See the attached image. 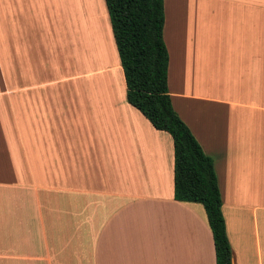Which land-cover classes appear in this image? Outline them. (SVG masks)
Here are the masks:
<instances>
[{
    "label": "crops",
    "instance_id": "1",
    "mask_svg": "<svg viewBox=\"0 0 264 264\" xmlns=\"http://www.w3.org/2000/svg\"><path fill=\"white\" fill-rule=\"evenodd\" d=\"M20 1L0 0V264H217L204 206L175 200L172 136L127 102L105 0L110 60L61 77ZM165 14L172 103L214 159L233 264H264V0Z\"/></svg>",
    "mask_w": 264,
    "mask_h": 264
},
{
    "label": "trees",
    "instance_id": "2",
    "mask_svg": "<svg viewBox=\"0 0 264 264\" xmlns=\"http://www.w3.org/2000/svg\"><path fill=\"white\" fill-rule=\"evenodd\" d=\"M124 70L127 102L175 148V200L202 204L213 233L217 264H233L214 159L174 109L168 86L170 56L164 38L165 0H105Z\"/></svg>",
    "mask_w": 264,
    "mask_h": 264
},
{
    "label": "rangeland",
    "instance_id": "3",
    "mask_svg": "<svg viewBox=\"0 0 264 264\" xmlns=\"http://www.w3.org/2000/svg\"><path fill=\"white\" fill-rule=\"evenodd\" d=\"M51 1L50 0H24V1L18 2V4H21V5L25 4L26 6L29 5V7H30V16L31 17L28 15L29 11L26 10L27 8H21L22 9L21 11L24 14V17L25 18L29 17L31 19V21H33V20L35 21L32 24V26H34L35 23H36V25L38 24L37 26L39 28H41V27L43 28V30L45 32V35H46V38L48 39L47 47H52L53 48L52 50H53V53H54V55L56 57V58L53 57V59H51L50 61L53 62L57 66L56 71L58 72V76L59 77L65 76V75L74 76L76 74H82V73L86 72L87 70H90V69H87V67L85 66L86 60H84L85 62L82 65H80V63L82 61H79L80 58L78 59V57H79L78 54H77V52H78L77 43L78 42H76L77 41L76 38H78V40H79V36H77V35L78 34L83 35L82 32L84 30L87 31L86 28H88V27H90V29L92 30V36L89 37L90 41H88L89 39L87 37L84 39V35H83L82 36L83 38L81 37V39H84V41H82L80 39L81 42H79V44L81 45V47H83L82 44H84L83 42H85V40L87 39V41H88L87 42L88 43V47H87L88 51L87 52L89 53L88 55H90L92 53V51L95 52V56H97L96 58H98V59L101 58L100 59L101 61H99V63L106 62L107 60H110V57H108L107 49L105 47L102 50H100V51L98 50L99 46L101 47L99 38H100V34L101 33H102L101 36L103 35V31H104V37H106V39L109 42L110 47H111V39H110V35H109V32H108V26H107V22H106V17H105V13H104V6H103L102 0H77L79 2H77L76 4H75L76 0H75V2H74V0H72V1L68 0V2H67L68 3V9L70 7V4H72L73 5L72 7H74V8H75V5H76V10H78V8H79V11H77L78 17L80 15L83 20H84V18H86V24L84 22V25H86V26L85 27L82 26L84 28L83 31H81L82 28H80V26L83 25V22L81 24L80 20H82V19L80 17H79L80 18L79 20H78V18H76V13H75L76 10L70 8L71 10L69 9V12H68L67 3L66 2L64 3L63 2L64 0L63 1L55 0V3L53 2L54 0H51ZM61 2H63V3H61ZM52 3L55 4V5H53ZM56 3H58V4H56ZM59 3H61L63 5L62 7L65 10H67V11L61 10L62 7H60ZM64 5H66V6H64ZM55 7L57 9H55ZM174 9H175V7H174ZM56 10L57 11L59 10V11L56 12ZM60 11L61 12L64 11L62 13L63 15H64L65 12H67V17L65 18V15H66V13H65L64 18H63L61 16L62 14H60ZM71 12H73V13H71ZM68 13H70V15L73 18V20H74V18H76L78 21H80V22L77 23V21L73 22V20H71L73 22V25H75V23H76V25L77 24L80 25V26H73L74 27V31L79 30V29H76L75 27L81 29V30H79L80 32L77 31V34L74 33V32L71 33L72 30L69 29L70 26H72V25H70L71 21H68L69 20L68 18H70ZM72 15L75 16V17H73ZM35 17H36V20L34 19ZM92 20H94V21H92ZM87 21L90 24L89 23L87 24ZM92 22H95L96 25L94 26V23H92ZM109 23L111 24V21H109ZM87 25H89V26L87 27ZM99 25H100L101 29L99 28ZM93 26L95 27V30H94ZM96 26H98V27H96ZM73 27H71V29H73ZM66 28H67V31L65 30ZM90 29L88 28V30L90 32L89 34L85 33V32H83V33L84 34H88L90 36V34H91V30ZM97 30H101V31H97ZM75 35H76V38L74 37ZM187 39H188V37H187ZM74 40H75V42H74ZM73 43H74V45H72ZM71 45H72L73 49H75L74 52L77 54L78 57H76V55L74 54ZM188 45H189V43L186 41V45L183 44L182 46L184 48H186ZM74 46H76V47L74 48ZM79 48H80V46H79ZM87 49H86V45H85L84 48H83V50H85V52L83 53V51H82L83 54L81 55V57L82 56L84 57V55H86L85 53H86ZM46 52L49 55V53H51L52 51H46ZM97 52H98V54H97ZM17 53L18 52L12 53V55H14V57L17 58L18 57ZM80 54H81V52L79 53V55ZM101 54H102V56H101ZM73 55H75V57ZM90 59H93V58H90ZM91 61H93V60H91ZM101 67H104V65L101 66ZM96 68H100V66L99 67H93L91 69H96ZM5 74H6L5 69H0L1 78L5 77ZM112 74L113 73L110 72V73H107V74H104V75H99V76H110ZM115 74H116V72H115ZM116 76H117V74H116ZM95 77H97V76H95ZM89 80H88L87 83L81 82V81L76 83L77 89H75V90H77V92H80V93H83L84 91L88 90L87 88H89V84H88ZM117 81H118V77H117ZM172 88H173V90L177 91L178 85L176 83L174 84V80H173V83H172ZM203 88H204V90H207V91H209V89H211L210 84H206V83L204 84ZM120 90L121 89L118 86V89L116 91L120 92ZM202 90L203 89L201 88L200 91H202ZM211 90H213V89H211ZM219 90H220V85H217V91H219ZM119 92H117V93H119ZM209 92H212V91H209ZM212 93H215V92H212ZM176 101H177L176 102L177 105L180 103L179 104L180 107H183L181 105L182 100L176 99ZM186 106H187L188 109L196 108L197 110L198 109H210L212 107L213 108H220L217 105H215V106L208 105L207 103H204L203 101H200V100H196L191 105H185V107Z\"/></svg>",
    "mask_w": 264,
    "mask_h": 264
},
{
    "label": "bare ground",
    "instance_id": "4",
    "mask_svg": "<svg viewBox=\"0 0 264 264\" xmlns=\"http://www.w3.org/2000/svg\"><path fill=\"white\" fill-rule=\"evenodd\" d=\"M50 1H51V0H50ZM61 1H63V0H61ZM71 1H72V0H71ZM71 1H70V2H71ZM51 2H52V1H51ZM53 2L55 3V0H54ZM63 2H64V3H65V2L67 3L68 0H64ZM63 2H61V3H63ZM74 2H75V0H74ZM77 2H79V1L76 0L75 4H76ZM61 3H59V4H60V7L63 6ZM72 3H73V2H72ZM52 4H53V3H52ZM56 4H58V3H56ZM69 4H70V3H69ZM73 4H74V3H73ZM75 4H74V5H75ZM53 5H55V4H53ZM64 6H66V5H64ZM72 6H73V5L70 4L69 9L72 8V9L76 10V5H75V8L72 7ZM53 7H54V6H53ZM58 8H59V7H58ZM55 9H57V8L55 7ZM59 9H60V8H59ZM69 9H68V3H67V10H68V12H69ZM61 10H65V9L62 7ZM67 10H65V11H67ZM70 10H71V9H70ZM58 11H59V10H58ZM58 11L56 10V12H58ZM72 11H73V10H72ZM77 11H79V8H78V10H76V12H75V13H76V18H78V20H79V19L81 18V16L79 15L80 18L78 17V15H77ZM54 12H55V11H54ZM63 12H64V11H62V12L60 11V14H62ZM73 12H74V11H73ZM73 12H71V13H73ZM65 13H66V15H65ZM65 13H64V15H65V18H66V17H67V12H65ZM60 14H59V15H60ZM64 15L62 14L61 16L64 18ZM68 15L70 16V18H68V19H69L68 21L73 20V18L71 17L70 13H68ZM69 16H68V17H69ZM72 16H73V15H72ZM73 17H75V16H73ZM83 17H84V16H83ZM71 18H72V19H71ZM76 18H74L73 22H74V21H77V23H78V22L81 21V24H82V22H83V25H81V26L78 25V24L76 25V23H75V25H73V22L71 21V22H70V23H71L70 25H72V26H70L69 29L72 30V32L70 31L71 33L74 32V33L77 34V31L80 32V31H79V30H81L80 28H82L81 31L84 30V28H83L82 26H84V27L86 26V25H84V22H85V24H86V18H84V20L81 18L83 21H82V20L78 21ZM88 21H89V20H88ZM88 21H87V24L89 23ZM92 21H94V20H92ZM100 22H101V21H100ZM92 23H94V26L96 25L95 22H92ZM92 23H91V24H92ZM96 23H97V22H96ZM89 24H90V23H89ZM98 24H99V23H98ZM92 25H93V24H92ZM92 25H91V26H92ZM73 26H80V28L75 27L76 29H79V30L74 31V27H73ZM88 26H89V25H87V27H88ZM94 26H93V27H94ZM71 27H73V29H71ZM93 27H92V28H93ZM96 27H98V26H96ZM102 27H103V26H102ZM88 28L90 29V27H88ZM88 28H86L87 31L84 30L83 32L89 34L90 32H89ZM99 28H100V25H99ZM99 28H98V29H99ZM63 29H64V28H63ZM69 29H68V30H69ZM76 29H75V30H76ZM100 29H101V28H100ZM65 30L67 31V28H66ZM90 30H91V29H90ZM94 30H95V27H94ZM103 30H104V29H103ZM66 31H65V32H66ZM97 31H101V30H97ZM83 32H82V34L84 35V39L87 37V38L89 39L88 41H90V38H89V37L92 36V30H91V34H90V36H89L88 34H84ZM94 32H95V31H94ZM101 34H102V33H101ZM101 34H100V38H101L100 40H101L102 48H104V47H105V42H106L105 37H104V31H103V35H102V36H101ZM83 35H81V34H78V35H77V36H79V40H78V38H76V35L74 36V37L76 38V40H77L76 42H78V43H77V46H78V47H77V48H78V52H77V54H78L79 57H78L77 54L74 52L75 49H73V47H72V45H74V43L71 45L72 50H73L74 54L76 55V57H78V59L80 58L79 61H82V62L80 63V65H82V64L85 62L84 60H87V59H88V60H92V59H90V58H91V54L88 55L89 53L87 52V51H88V49H87V47H88V43H87L88 41H87V39L85 40V42H83L84 44L86 43L85 45H86V49H87V50H86V53H85V54H86L87 56L84 55V57L86 56L85 58H84L83 56L81 57V55L85 52V50H83V48H84L85 45L81 43L82 46H83V47H81V45L79 44V42H81V40L84 41V39H81V37H82ZM87 35H88V36H87ZM82 38H83V37H82ZM80 39H81V40H80ZM74 42H75V40H74ZM79 46H80V48H79ZM75 47H76V46H74V48H75ZM77 48H76V49H77ZM81 49H82V50H81ZM79 50H80V51H79ZM82 51H83V53H82ZM89 51H90V50H89ZM80 52H81V54L79 55ZM75 55H73V56L75 57ZM82 58H83V59H82ZM78 59H77V60H78ZM90 62H91V61H90Z\"/></svg>",
    "mask_w": 264,
    "mask_h": 264
}]
</instances>
